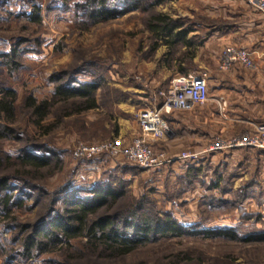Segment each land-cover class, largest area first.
<instances>
[{"label":"rangeland","instance_id":"374dc122","mask_svg":"<svg viewBox=\"0 0 264 264\" xmlns=\"http://www.w3.org/2000/svg\"><path fill=\"white\" fill-rule=\"evenodd\" d=\"M75 1L77 0H0V52L8 50L10 45L15 44L17 40H24L19 47V50H23L18 58L21 61L19 68L12 76L5 75L4 69L0 68V81L5 79L7 87L15 91L18 103L29 93L37 98L47 96L51 89L48 76L53 71L69 69L72 64L76 67L88 61H95L93 75L103 81V86L98 92H106V94L111 92L110 94H113L111 96L114 97L110 110L102 107L97 111H89L83 114L77 123L67 119L49 135L36 134L40 141L60 149L62 155L60 167L55 169L51 175H46L42 179V185L49 192L55 191L64 184L72 187H88L97 179L107 176L109 172L116 171L128 180L127 189L130 195L139 196L144 193L149 195L155 201L157 210L169 211L180 223L201 222L204 225L209 220L218 218L217 215L211 216L203 208L207 199L213 197V194L223 197L226 191L229 194L225 195L226 197L235 199L239 194L238 186L248 180H220L222 181L219 186L220 191L212 192L206 190L208 184L216 181L208 180L211 178L212 169H209V174H206L207 180H186L184 177L183 180H170L171 167L167 166L165 172L157 173L158 169L145 170L128 164L120 158L102 156L98 161L88 164L86 160L75 157L74 149L80 143L96 144L119 139L122 144H125L117 136V120H135V114L148 107L147 102H151L155 108L160 105V100L155 97L156 92L164 88L174 74L160 67L162 58L159 55V47L161 45L152 49L155 39L151 38L146 30V21L155 14H166L171 19L175 16V10L171 8V0H162L159 3L150 4L146 9L140 8L132 15L122 17L117 21L93 25L87 31L80 33L78 26L75 25L77 21L73 9ZM33 6L40 8L39 23L31 22L22 16V12L31 11ZM192 16L195 17V22L201 21V16L197 14ZM208 20L207 22H212ZM228 22L233 23L231 20ZM187 27H190L188 23ZM199 36L201 38V35ZM59 42L63 44V48L56 50ZM177 53V47H174L173 56L182 55V53L180 55ZM133 89L142 90L143 95H141L145 100L137 101L133 104V111L127 113L121 109V106L129 100L128 98H131ZM111 96L108 95V98ZM172 113L180 119L185 117L184 114L176 111ZM163 117L166 118V116ZM27 118L26 113L19 109L15 120L16 124L24 127L22 130L30 135L33 131L32 127L27 124ZM171 128L172 136L167 140L175 148L173 150L178 153L193 150L192 146L186 145L183 131L179 128ZM251 130L237 132V134L241 135ZM234 135L235 133L227 137L213 135L202 148L216 139H229ZM154 147L156 152L164 149L174 154H170L171 156H175V153L170 150V145L167 147L159 142V145H154ZM232 149L235 148L203 154L195 162L179 161L173 165V168L178 170L179 167L184 170L186 165L191 167L207 158L209 162L211 159L214 160L212 157H217L224 150ZM0 151L14 154L15 143L13 141L0 142ZM99 161L100 163L96 164ZM214 164L216 167L217 162ZM235 171L233 169L226 173L232 176L235 175ZM257 181L256 188L260 194L261 188L264 190V185L260 184L263 180ZM229 214L231 211L222 213L219 217ZM8 237L7 232L1 233L0 264H51L50 260L62 262L63 255L58 251L45 253L34 259L11 258L13 247L6 242ZM71 244L78 248L81 246L79 241H72ZM244 246L226 241L209 243L203 238H172L161 244L141 248L127 256L125 261L117 264H230L228 259L233 257L249 258L261 255L264 251L263 245ZM181 253H184L183 259L176 260L175 256ZM219 257L221 259H218Z\"/></svg>","mask_w":264,"mask_h":264},{"label":"trees","instance_id":"16d2710c","mask_svg":"<svg viewBox=\"0 0 264 264\" xmlns=\"http://www.w3.org/2000/svg\"><path fill=\"white\" fill-rule=\"evenodd\" d=\"M161 1L77 0L73 3L75 25L83 33L93 25L117 21ZM39 13V6H33L22 16L39 23ZM183 28L182 20H173L166 14L152 15L146 21V30L155 39L152 49L161 44L170 48L182 41ZM23 42L17 40L0 52V68L5 75L12 76L21 65L18 58ZM62 48L59 42L56 50ZM73 66L48 76L51 89L47 96L37 98L29 93L20 103L5 79L0 81V142L15 143L14 154L0 151V236L7 232L6 242L13 247L11 258L34 259L58 251L63 255L62 262L50 260L51 264H117L141 248L182 237L264 246V231L239 234L240 226L207 229L201 222H178L169 211L157 210L149 195H130L128 180L116 171L88 187L64 184L47 191L42 179L60 167L62 155L60 149L40 141L36 134L49 135L67 119L77 123L89 111L102 107L110 110L114 101L111 92H98L103 81L93 75L95 61ZM19 109L28 116L27 124L33 131L30 135L16 124ZM238 193L235 199L209 197L203 208L218 218L234 210L242 213L246 191L241 188ZM72 241H79L80 248L74 247ZM183 256L181 253L175 258L182 260Z\"/></svg>","mask_w":264,"mask_h":264},{"label":"crops","instance_id":"0c3cea01","mask_svg":"<svg viewBox=\"0 0 264 264\" xmlns=\"http://www.w3.org/2000/svg\"><path fill=\"white\" fill-rule=\"evenodd\" d=\"M170 4L175 10V16L172 18L187 22L184 23L182 41H177L170 48L165 44L159 47V55L162 58L160 67L174 76L205 71L208 100L191 110L176 111L184 114V119L177 118L172 113L173 115H165V121L174 129H181L185 135L186 145L192 146L195 151L201 149L213 135L226 137L232 133L239 135L237 132L251 130L254 125L263 123L264 18L250 8L245 0H171ZM194 14L201 16L200 22L194 21L195 17L192 16ZM208 19L212 22H207ZM230 20L233 23H229ZM187 23L190 27H187ZM227 46L245 49L254 62V68L245 69L238 63H233L228 70H221L219 68L220 54ZM174 47H177V55L180 53L182 55L174 57ZM141 94L143 95L142 90L133 89L131 98L122 104L121 109L131 113L133 104L145 100ZM136 98L139 100H135ZM147 104V108H154L151 102ZM117 125V136L125 144L129 143L138 132V125L133 119H118ZM161 143L167 147L170 145V150L175 155L178 153L173 150L175 148L168 140ZM156 145L159 143L157 142ZM212 158L214 160L207 162V158L191 167L186 165V170L179 167L178 170L173 168V165L179 162L173 161L159 168L157 173L165 172L167 167H171L170 180H183V177L186 180H207L206 174H209V169H212L211 178L208 180L216 181H212L206 188L207 191L212 192L220 191L218 187H215L220 186L222 182L220 180H248L238 186V189L243 188L246 191L241 205L242 213L234 210L229 215L209 220L203 227L218 229L240 226L239 234H245L248 231H264V190L261 188V193L258 194L256 188L257 180H263L260 184L264 185V150L240 147L224 150L217 157ZM98 163L100 161L96 162ZM233 169L236 170L235 175L227 174V171ZM186 174L187 177H185ZM224 194L229 195L227 191ZM225 195L223 197H226ZM213 196L218 195L213 194ZM242 214L247 216L241 218ZM203 239H207L209 243L224 241L215 238ZM226 242L245 245L244 247L257 246L240 241ZM263 253L264 251L261 255L249 258L233 257L228 260L230 264H264Z\"/></svg>","mask_w":264,"mask_h":264},{"label":"built area","instance_id":"2783aa9c","mask_svg":"<svg viewBox=\"0 0 264 264\" xmlns=\"http://www.w3.org/2000/svg\"><path fill=\"white\" fill-rule=\"evenodd\" d=\"M246 4L264 18V0H245ZM233 63H238L245 69H253L254 62L249 53L233 46L224 47L220 54L219 68L228 70ZM160 100L157 108H144L135 114L138 132L128 144H122L119 139L96 144H78L74 149L77 159L94 160L102 156L120 158L128 164L145 170H156L173 162H195L201 155L210 154L226 148L253 147L264 150V122L253 126L252 130L235 135L229 139H216L200 151L185 150L171 156L164 149L155 151L154 145L172 136V128L165 121V115L174 111L191 110L208 100L207 73L176 75L168 84L159 89L155 95Z\"/></svg>","mask_w":264,"mask_h":264}]
</instances>
